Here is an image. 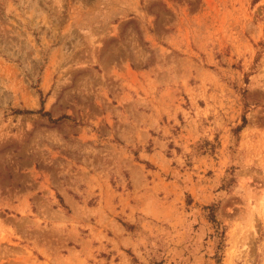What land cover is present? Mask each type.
Returning <instances> with one entry per match:
<instances>
[{
	"label": "rangeland",
	"instance_id": "rangeland-1",
	"mask_svg": "<svg viewBox=\"0 0 264 264\" xmlns=\"http://www.w3.org/2000/svg\"><path fill=\"white\" fill-rule=\"evenodd\" d=\"M0 264H264V0H0Z\"/></svg>",
	"mask_w": 264,
	"mask_h": 264
},
{
	"label": "trees",
	"instance_id": "trees-1",
	"mask_svg": "<svg viewBox=\"0 0 264 264\" xmlns=\"http://www.w3.org/2000/svg\"><path fill=\"white\" fill-rule=\"evenodd\" d=\"M42 103H44V99L42 100ZM18 111L19 112H28V113H33V112H42L43 114H48V111H45L44 109H43V107L41 108V109H39V110H33V109H18ZM211 218H212V220H214L215 222H217V220L215 219V216H214V214H212L211 215Z\"/></svg>",
	"mask_w": 264,
	"mask_h": 264
}]
</instances>
